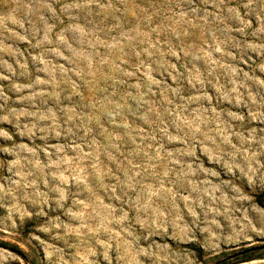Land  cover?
Here are the masks:
<instances>
[{
	"label": "rangeland",
	"instance_id": "obj_1",
	"mask_svg": "<svg viewBox=\"0 0 264 264\" xmlns=\"http://www.w3.org/2000/svg\"><path fill=\"white\" fill-rule=\"evenodd\" d=\"M257 245L264 0H0V264Z\"/></svg>",
	"mask_w": 264,
	"mask_h": 264
},
{
	"label": "water",
	"instance_id": "obj_2",
	"mask_svg": "<svg viewBox=\"0 0 264 264\" xmlns=\"http://www.w3.org/2000/svg\"><path fill=\"white\" fill-rule=\"evenodd\" d=\"M263 247H264V245H261V246L257 245V246L249 247V248L244 249V250H242L240 252H237V253L229 256V257L235 256V255H238V254H242L244 252H249V251H253V250H256V249H260V248H263ZM229 257H226V258H229Z\"/></svg>",
	"mask_w": 264,
	"mask_h": 264
},
{
	"label": "trees",
	"instance_id": "obj_3",
	"mask_svg": "<svg viewBox=\"0 0 264 264\" xmlns=\"http://www.w3.org/2000/svg\"><path fill=\"white\" fill-rule=\"evenodd\" d=\"M5 246V245H4Z\"/></svg>",
	"mask_w": 264,
	"mask_h": 264
}]
</instances>
